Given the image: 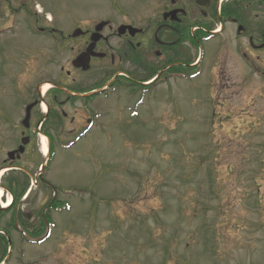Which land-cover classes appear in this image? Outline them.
I'll use <instances>...</instances> for the list:
<instances>
[{
	"label": "rangeland",
	"instance_id": "1",
	"mask_svg": "<svg viewBox=\"0 0 264 264\" xmlns=\"http://www.w3.org/2000/svg\"><path fill=\"white\" fill-rule=\"evenodd\" d=\"M3 2L0 54H6L0 56V169L7 153L19 144L18 137L8 139L10 126L21 116L15 118L17 106L29 100L32 81L19 76L24 62L34 53L41 57L37 66L46 80L71 58L67 45L58 51L52 40L34 43L40 37H32L30 30L26 33L25 22L29 29L39 13L35 5L44 11L40 19L67 37L77 25L106 20L144 27L149 19H159L168 0ZM228 2L232 0L221 5ZM8 6L14 8L13 15ZM190 7L194 21L202 10L193 1ZM49 15L52 24L46 21ZM225 30L206 44L209 54L221 53L220 65L210 66L204 59L203 68L189 72V82L175 93V101L122 103L108 94L104 117L69 149L58 146L46 173L45 180L58 189L71 210L55 215L48 241L41 245L31 242L37 238L32 234L19 244L22 236L8 229L14 251L0 255V260L5 258V264H264V170L254 165L258 176L252 178L245 166L247 152L254 158L264 156L260 145L264 79L251 76L233 53L235 27ZM21 45L36 50L22 51ZM8 55L16 60L7 63ZM8 112L9 120H15L10 125ZM78 116L81 119L82 114ZM71 130L65 125L68 138ZM26 161L23 157L21 162ZM51 199L43 184H35L21 213L38 221Z\"/></svg>",
	"mask_w": 264,
	"mask_h": 264
},
{
	"label": "flooded vegetation",
	"instance_id": "2",
	"mask_svg": "<svg viewBox=\"0 0 264 264\" xmlns=\"http://www.w3.org/2000/svg\"><path fill=\"white\" fill-rule=\"evenodd\" d=\"M192 1L202 10L194 21H191L190 17L195 12L190 7ZM220 1L168 0L161 9L159 19H149L142 24L144 27H140L135 22L104 21L107 23L103 31L104 39L97 43L94 50L95 55H90V67L87 68H79L76 59L90 47L96 25H77L75 29H81L84 34L73 38L70 36L72 32L66 37L38 17L33 20V25H30L29 29L25 22L26 33H29L30 30L32 37H40L34 43L52 40L58 47V51L67 45L71 58L67 65L61 67L54 76L46 80L41 79L42 72L37 66L41 57L34 53V56L31 54L30 61L24 62L25 67L20 69L19 76L24 75L26 79L32 81L29 86L31 90L28 92L29 100L27 103H19L15 118L21 116L15 125L10 126L9 133L6 131V134H9L8 139L18 137L19 142L21 141L11 152L20 149L22 139H28V145L21 158L16 154L13 161H5L2 169L10 168L8 174L11 173L10 175L14 177L18 174L23 175V173L25 175V172L30 177L31 173L25 170V164L32 163V167L35 168L40 160L39 135L48 137L50 151H52L56 140L66 139L65 125L73 127V130L68 133L69 136H72L93 123V119L98 114L101 118L104 117V101L108 99L109 93L119 92L112 95L120 96L122 103L175 101L174 97H177L175 93H178L180 88L184 90L181 85L188 83L189 69L194 68L200 59V56L198 59V53L201 54V51L204 50L201 63L206 59L211 66L218 67L220 65L221 56L219 55L221 53L218 51H215L214 55L208 53V47L206 50V43H204V36L201 32L208 36L223 35L228 26H234L233 53L240 58L251 76L264 79V63L262 62L264 58V0H249V4L240 8L236 6L238 0H233L230 4L232 17H223L225 29L223 28L220 33L215 34L219 24L215 23L213 16ZM199 2L203 4V7L198 4ZM16 23L22 25L19 21ZM122 27H133L136 32L126 30L123 35H120ZM190 32L196 46L192 41H189ZM28 38L30 39L31 36L29 35ZM20 50L33 51L36 48L33 46L24 48L21 45ZM2 54L5 55L6 52L4 51ZM6 59L12 62L16 60V56L13 58L8 55ZM55 64H58V61ZM12 72L14 70L10 69L9 73ZM212 76L214 78V75ZM47 84L52 86L45 91ZM18 95L23 96L24 100V94ZM24 104L26 105L23 109L21 106ZM29 106H31V110L30 113L27 110L26 115V109ZM66 108L69 109V113ZM79 112L83 117L81 119L77 118ZM27 116L29 117L28 122L24 124V119ZM7 119L6 124L8 125L15 121L9 120V112ZM260 145L263 150L264 142ZM255 156L256 158L248 152L246 155L245 166L251 172L252 178L257 175L254 165L258 164L261 171L264 170L263 154ZM23 157H27L29 161L21 162ZM10 175L6 180L1 181V185L8 184ZM39 184H43V187H52L43 177L39 179ZM47 194L50 196V192ZM14 195L16 196V192ZM58 199H60V195L56 193L54 199L45 205L44 212L37 221L31 219L29 213L25 211L23 212L26 215L23 218V212L21 213L23 206L20 200L17 202L16 198L7 214L0 213V216L3 215L0 217V223L2 219L6 221L12 214L11 217H17L14 224L15 230L20 231V226L29 228V222L32 228H46L44 222L46 216H51V213L61 206V200ZM49 209H52V212L48 213ZM11 227L12 225L5 228L11 230ZM5 228H1L5 230L6 236H0V253H4L5 247L11 245L10 233Z\"/></svg>",
	"mask_w": 264,
	"mask_h": 264
},
{
	"label": "water",
	"instance_id": "3",
	"mask_svg": "<svg viewBox=\"0 0 264 264\" xmlns=\"http://www.w3.org/2000/svg\"><path fill=\"white\" fill-rule=\"evenodd\" d=\"M199 4H201V2H199ZM201 5H203V4H201ZM105 26H106V23H102L101 25H99V27L97 28V33L92 38V41H93L92 45L88 48L86 53L82 54L77 59L76 64H78L79 67L85 66L87 68L89 66L90 58H91L90 55H92V56L94 55V50H95V47H96V43L99 42L101 40V38H102V36H100L99 33L103 31ZM127 29L132 30V28L124 27L122 29L123 31H121V34H123V32L125 30H127ZM134 32H136V31H134ZM80 34H81V31H76L74 33V37H78V36H80ZM133 34H135V33H133ZM21 151L23 152V150H21Z\"/></svg>",
	"mask_w": 264,
	"mask_h": 264
},
{
	"label": "trees",
	"instance_id": "4",
	"mask_svg": "<svg viewBox=\"0 0 264 264\" xmlns=\"http://www.w3.org/2000/svg\"><path fill=\"white\" fill-rule=\"evenodd\" d=\"M249 2H250L249 0H240V3L236 4V6L238 8L244 7L245 5L249 4ZM230 14H231L230 6H226L223 9V17L230 18V17H232ZM189 39L193 40V37L190 34H189ZM44 222H45V220H44ZM41 231H43V227L40 228L39 230H35L34 233H35V235L39 236L41 234Z\"/></svg>",
	"mask_w": 264,
	"mask_h": 264
},
{
	"label": "bare ground",
	"instance_id": "5",
	"mask_svg": "<svg viewBox=\"0 0 264 264\" xmlns=\"http://www.w3.org/2000/svg\"><path fill=\"white\" fill-rule=\"evenodd\" d=\"M49 18H51V17H49ZM45 89H47V88H45ZM47 151H48L47 144H46V142H44L43 153L46 154ZM0 195H2V192H0ZM10 201H11V200H10ZM10 201L8 202V204L5 203V206H4L5 208L8 207V205L10 204Z\"/></svg>",
	"mask_w": 264,
	"mask_h": 264
}]
</instances>
